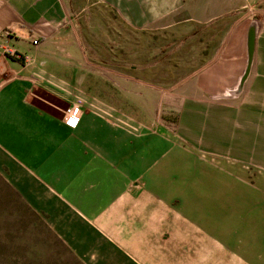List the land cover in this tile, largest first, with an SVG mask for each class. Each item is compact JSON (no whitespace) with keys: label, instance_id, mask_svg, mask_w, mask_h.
I'll use <instances>...</instances> for the list:
<instances>
[{"label":"crops","instance_id":"0c3cea01","mask_svg":"<svg viewBox=\"0 0 264 264\" xmlns=\"http://www.w3.org/2000/svg\"><path fill=\"white\" fill-rule=\"evenodd\" d=\"M101 1L138 29L185 4V0ZM72 12L67 0H0V172L8 183L20 190L23 184L25 198L49 212L56 229L71 238L77 248L73 249L88 264H264L261 178L251 184L205 183L212 195L181 197L178 208L167 214V228L140 227L132 235L125 230L120 240L110 230L86 226L77 236L84 238L74 239L72 230L80 218L62 208L64 196L77 202L75 184H93L101 193L88 190L82 197L92 202L98 195V202L92 209L84 203L86 209L80 213L87 219H117L114 206L128 196L124 190L142 163L140 149L113 139L101 118L87 113L81 118L64 116L61 104L50 103L54 109L38 104L39 99L49 102L50 94L63 95V78L74 73L71 63L81 66L87 61L78 39L60 35L73 21ZM244 25L237 22L234 36H227L211 63L195 74L189 91L177 96L175 127L181 141L195 152L264 170V27L257 32L253 64L242 85L249 59ZM227 44L235 47L224 51ZM7 48L18 51L16 58ZM107 70L111 76L112 69ZM188 180L192 183L191 176ZM27 184L53 185L41 199ZM165 184H171V176L149 186L159 195ZM109 206L113 215L102 216Z\"/></svg>","mask_w":264,"mask_h":264},{"label":"rangeland","instance_id":"374dc122","mask_svg":"<svg viewBox=\"0 0 264 264\" xmlns=\"http://www.w3.org/2000/svg\"><path fill=\"white\" fill-rule=\"evenodd\" d=\"M67 1L74 19L60 35L78 39L87 61L81 66L71 63L74 73L63 78V95L50 94L49 102L39 99L38 104L53 109L50 103L61 104L64 116L72 117L70 110L79 107L81 116L101 118L113 139L125 140L129 149H140L142 163L124 190L128 196L114 206L117 219H87L80 213L86 209L84 203L92 209L98 202V195L92 202L84 199L88 190L101 193L93 184H75L77 202L59 197L62 208L80 218L76 231L72 230L75 240L84 238L77 236L86 226L110 230L120 240L125 230L132 235L140 227L167 228V214L178 208L181 197L212 195L205 183L251 184L264 179L261 168L191 150L175 127L177 96L189 91L195 74L211 63L239 20L245 24L246 43L251 26L262 31L264 0H185L180 10L144 29L132 27L101 0ZM233 46L227 44L224 51ZM10 50L18 55L14 48ZM107 69H112L111 76ZM167 175L171 184L161 185L158 195L149 185L167 182ZM20 185L21 190L9 184L0 172V264H88L71 238L56 229L57 221L50 220L49 212L25 198ZM27 185L42 199L53 184ZM110 208L102 216L113 215L108 213ZM151 215L164 220H150ZM66 224L73 229L72 222Z\"/></svg>","mask_w":264,"mask_h":264},{"label":"water","instance_id":"95a60500","mask_svg":"<svg viewBox=\"0 0 264 264\" xmlns=\"http://www.w3.org/2000/svg\"><path fill=\"white\" fill-rule=\"evenodd\" d=\"M256 39H257V29H256V26L253 25V26H251V28L249 30V34H248L247 43H248L249 59H248V66H247L246 72H245V74H244V76L242 78V82H241L242 85L245 82V80L247 79V77H248V75L250 73L252 64H253L255 51H256ZM242 85H240V88H242ZM236 92H238V91H236ZM233 93H235V92H233Z\"/></svg>","mask_w":264,"mask_h":264},{"label":"built area","instance_id":"2783aa9c","mask_svg":"<svg viewBox=\"0 0 264 264\" xmlns=\"http://www.w3.org/2000/svg\"><path fill=\"white\" fill-rule=\"evenodd\" d=\"M8 51L10 53H12L13 51L10 50V48H8ZM13 54V53H12ZM72 117H75V118H80L81 117V114H82V109L79 108V107H75L73 109L70 110ZM74 114V115H73Z\"/></svg>","mask_w":264,"mask_h":264},{"label":"trees","instance_id":"16d2710c","mask_svg":"<svg viewBox=\"0 0 264 264\" xmlns=\"http://www.w3.org/2000/svg\"><path fill=\"white\" fill-rule=\"evenodd\" d=\"M16 58V56H14Z\"/></svg>","mask_w":264,"mask_h":264}]
</instances>
